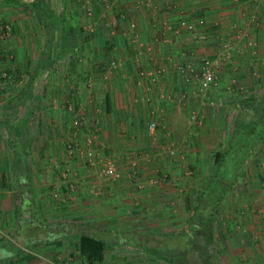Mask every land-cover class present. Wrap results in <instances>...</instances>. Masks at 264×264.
Returning a JSON list of instances; mask_svg holds the SVG:
<instances>
[{"label":"crops","instance_id":"crops-1","mask_svg":"<svg viewBox=\"0 0 264 264\" xmlns=\"http://www.w3.org/2000/svg\"><path fill=\"white\" fill-rule=\"evenodd\" d=\"M34 1L0 0L1 20L10 23V32L31 29L22 22L32 17ZM85 1L68 18L77 21L82 13V20L89 18L93 26L90 33L73 31L84 56L76 62L77 73L90 71L92 79L79 76L65 85L64 93H40L33 124L26 109L35 104L38 90L31 97L27 92L11 98L13 92L6 91L10 82H0V264H88L79 250L81 235L105 243L102 260L93 264H143L125 256V246L144 248L158 258L190 223L194 207L189 204L197 199L199 183L220 150L209 129L199 127L208 126L218 110L215 118L220 121L213 131L220 135V126L237 109L236 93L226 89L233 81L236 88L251 85L248 76L257 57L248 47L252 40L259 42L264 22L258 26L240 20L236 13L242 8L235 0H87L92 14L85 11ZM64 2L73 8V0ZM55 11L48 13L49 22L62 18ZM235 26L242 29L236 32ZM223 39L238 44L229 48L234 50L229 60L221 57ZM205 56L216 60V81L204 93L198 89V65ZM34 79L14 81V86L21 92L23 83L33 84ZM11 99L16 102L12 107ZM28 114L27 134V125L13 121ZM150 123L155 125L149 128ZM67 144L77 148L76 155L66 156ZM86 147L113 157L122 178L113 181L89 167L78 153ZM19 151L20 156L21 151L28 153L25 162L16 156ZM257 159L264 160V152ZM164 172L167 180L160 182ZM50 190L60 194L58 209L48 207ZM253 196L264 199V189ZM200 204L203 208L206 203ZM249 216L238 219V241L225 239L231 250L227 253H236L239 264H264V213ZM185 237L192 241L188 233ZM145 264L155 263L149 259Z\"/></svg>","mask_w":264,"mask_h":264},{"label":"rangeland","instance_id":"rangeland-1","mask_svg":"<svg viewBox=\"0 0 264 264\" xmlns=\"http://www.w3.org/2000/svg\"><path fill=\"white\" fill-rule=\"evenodd\" d=\"M1 1L3 2L5 1L6 3H8L11 0H1ZM43 1L41 2L39 0L40 4L37 5L32 10V14H33L32 17H26L24 18V22H22V26L23 27H25L24 25H26L27 27L30 26L31 27L30 30L24 29V31H21V33L18 31L15 33L10 32L9 35L0 37V82L3 81L10 82L9 89H6V91L8 90L13 92V93L9 92V94H11L10 95L11 98H15L16 95L20 93V91H18L19 87L17 85H16L17 87L14 86L15 82H20V81L25 82L30 77L35 78L34 80L36 82L35 83L33 82L34 85L29 84L27 88H25V86L26 84H28V82L25 84L23 83L22 88H25V91L22 92V97L25 96L27 92H28V97L33 96L32 90L36 88L38 90L39 96L37 97L34 107L35 109L39 107V110L41 108L39 103L41 102L40 99L42 98L40 96V93H46L49 90L52 91L53 89H54V93H56L58 90L64 93L66 92L65 85L68 86L69 82L70 83L74 82L79 76L80 79L83 80H88L90 78L92 79V73H90V71L83 72L80 74L77 73L78 66L76 62L78 60L83 62L84 56L79 55L80 46L78 45V42L80 39L78 37H75L74 32L75 34L82 32L90 33L92 31L91 27L93 28V26L90 25L91 21H89V18H87L88 21L85 20V22L82 20V16H83L82 13L79 15V19L77 21L74 19V21L72 22L70 21L71 18H68V16L71 15L70 13L78 14L80 12L79 10L80 0H73V5H72L73 8L68 6L69 9L66 8L67 4L64 2V0H48V1L43 0ZM86 1L83 2V7H85L86 4L87 5L90 4L89 1L87 2ZM235 1L238 2V5L240 6V8H242L239 10L235 9L238 10L236 13L237 17L240 16L243 18L240 20H242L243 22L251 21V25L253 24V22H257L254 25H258V26L262 22H264V0H235ZM45 2L47 4H45ZM211 2H216V0H212ZM51 9H54L61 14L62 16L61 19L65 26L63 29L54 28L53 31H50L51 26L49 23L48 13L50 12ZM27 10L29 11L28 8ZM85 11L90 14H92L93 12V10L90 9V7L89 8L85 7ZM2 12H4V10ZM232 13H234L235 16V11H233ZM36 14L38 16H36ZM241 14H248V15L243 16ZM87 16H89V14H87ZM1 19L2 17L0 16V26L4 25L5 23L10 25L9 22L3 21L4 19L3 20ZM263 26L260 27V29L262 30L261 31L262 35L261 38L258 39L259 42L256 41L254 42V40H252L251 41L252 45L248 47L251 56L255 51L257 57V61L253 63L251 62L252 63L251 65L253 67H252V71L250 70L249 72L250 74L248 76L251 85L239 84L238 88H236L237 86H234L236 81H233L231 83L232 87L226 89L229 92L236 93L235 95L236 100L245 98L250 94H255L257 96L256 99L253 101V103L250 104L249 107L247 108L245 107V108L247 112L256 113V114L261 112L262 106L264 105V34H263L264 27ZM129 28L132 30L134 27H132V24H130ZM233 29L234 31L238 32L242 28L239 26H235L233 27ZM220 44H221L220 50L222 51L221 57L224 58V60L228 59L230 57V52L232 53L234 51V50L231 51L232 49L229 48L232 47L237 48L238 45L235 44V41H233L232 39L231 40L223 39L221 40ZM253 46H255L256 48L254 49ZM86 57L88 59L89 58L92 59V55L90 56L86 55ZM206 59L211 60L212 62L211 68H213V63L215 65L216 62L215 58H211L209 56L203 57L200 61V64L198 65V72H199L198 74L200 77L202 72L200 70V67L203 65V62ZM33 64H36L38 66L39 68L38 71L41 69L44 72L40 73L39 71L38 73V71H33V73H31L28 68ZM62 67H64V69H61ZM213 72L215 73V69L213 70ZM47 79H50V81H48V85L46 84ZM57 81L60 82L58 83ZM215 81H216V77H215ZM49 84H53L54 88L49 86ZM1 89L2 88H0V90ZM198 89H199V85H198ZM207 90H202V91L199 90V91L205 93ZM9 94L6 93L5 94L6 97H8ZM66 104L68 105V102H66ZM210 105L214 106L216 104L213 103ZM219 106L221 107L220 104ZM39 110H35V113L38 112ZM234 111L235 112L231 114L230 118L227 119L225 124H222L220 126V131H221L220 135L217 134L216 136V134H214L213 131V129L216 127V125H218V122L220 121L219 118H215L217 117V114L219 112L218 110H214V113L212 114L213 120L209 121L208 126L199 127V128L206 127L209 129L208 132L209 134L212 135L211 138H215V142L216 144L218 143L220 150L226 146L228 138H230L231 136L232 123L234 118L238 114L237 112L238 109ZM226 113H228V111H226ZM35 120H37V118L35 119L34 116L32 124L34 123ZM197 122H199V120H197ZM90 150L91 148L86 147L83 148L81 151H78V153H80L81 156L85 159L89 167L95 168L96 170H98V174H100L103 177H107L102 175L101 167H103V165L106 162H110L114 166L113 168L116 172V174H114V176H111L110 179L116 181L122 178L123 174L120 173L119 168L115 163V160L107 152L94 150L93 152L97 153V154L95 153L96 157L95 160H93L96 161V164L95 165L90 164L89 161L90 156L88 155V151ZM263 152H264V144L260 145L257 148L256 152H254V154H252L249 157V159L245 162V164L243 165L244 167L241 170V174L237 178V185H234L231 191H228L225 194L222 203L216 209H214L211 225L209 223V218H210L209 213H211L212 210H209L207 206L203 208L200 207L198 209L199 211L195 210L194 208L192 210L190 209L192 212L191 214H189V217H191L190 223L187 225L186 229L179 231V233L176 234V237L174 238L175 242L173 243V245L169 247H165L164 251H160V255L158 256V258L149 256L147 253H144L145 251L144 248H140L137 246L136 247L125 246L121 248L122 251H125L124 253L126 255L125 254L124 255L130 258L137 259L143 264H145L149 259L153 260L155 264L156 263L157 264H178V263L180 264H239L237 262L238 259L236 253H230V254L227 253V251L230 252L231 250L226 247L225 239L227 238L231 239L233 237V240L238 241L236 236V234H238L237 233L238 227L236 225L239 221L238 220L239 218L243 220L242 218L247 213L250 214L249 216L250 218H252L253 214L260 213V211L264 213V199L260 201H256L255 197L253 196L254 192L257 191L259 192L260 190L264 189V172L263 170H261V168H263L264 166L263 163L264 160L259 161V159H257V157ZM36 153L38 154V151ZM76 153L77 152H75L72 156L76 155ZM65 154L67 157H69L68 152L66 150V146H65ZM191 171H193V169L192 170L187 169V171L185 172H188L189 174L188 176H191V174L192 176H194L195 173ZM213 172H214V164L211 165L209 168H207L208 176L202 178L201 182L199 183L201 187L204 184L203 182H205L210 176V174ZM129 176H132V174H130ZM167 176L168 174L164 172L162 173L161 178H159L158 180L161 179L160 182H164L167 180L166 179ZM139 185L142 187V183H139ZM58 187L59 186H57L56 188ZM48 194L50 200L47 201L50 204L48 207L51 208L52 210L58 209L62 205L56 202L61 200L59 198L60 194L58 193L57 190H50ZM195 199H192L191 201L190 199L187 198L189 202L191 201L189 205L192 204L193 207H195L196 206ZM193 223L198 224L199 227L196 229L192 228ZM233 226L235 227L234 230L232 228ZM186 233H188V235L192 238V241H190L189 239L187 240V238L185 237ZM208 233L211 235L210 239ZM178 239H180L181 241H178V243L176 244V240ZM178 256L179 257L181 256L183 258L186 257L187 261L185 259L180 261L178 259ZM126 264L128 263L126 262ZM135 264H139V263H135ZM246 264H253V263L246 262Z\"/></svg>","mask_w":264,"mask_h":264},{"label":"trees","instance_id":"trees-1","mask_svg":"<svg viewBox=\"0 0 264 264\" xmlns=\"http://www.w3.org/2000/svg\"><path fill=\"white\" fill-rule=\"evenodd\" d=\"M33 4V7H35L39 5L40 2L39 0H35ZM53 13L54 16H60L58 11ZM49 23L51 26V31H53L54 28L63 29L65 27L61 17H57L55 20H53V22ZM38 69L39 68L35 67L34 71H38ZM39 71L40 73L44 72L41 69ZM27 87L28 84H26L25 88ZM25 88L21 89V94L25 91ZM256 97L257 96L255 94H250L245 98L235 100L238 114L232 123L231 136L228 138L226 146L214 153V172L210 174L208 179L204 182L202 189L198 193L196 199L197 204L194 209L198 210L201 205L200 203H206L205 206H207L209 210H212V212L209 213L210 225L212 223L214 209H216L222 203L225 194L228 191H231L234 185H237V178L241 174V170L244 167L243 165L249 159V157L254 154V152H256L257 148L264 144V105L262 106L261 112L257 114L247 112L246 110V108L249 107L251 103H253ZM13 103L16 102H14L12 99L9 100L8 106L12 107V105H14ZM26 110H28L29 113L32 112V117H34L36 115L35 110H39V107L35 109L34 105H32L31 109L28 107ZM29 115L30 114L20 117L17 121L13 122L19 127H26L27 121L30 119ZM29 127L30 126L28 125L26 127L27 131L25 133L27 134L30 133V131H28ZM24 142L25 143L23 144L24 146L22 149H24L25 145L27 144V141ZM68 145L69 144L66 146L68 147ZM71 145L74 147L73 144ZM67 147L66 150H68ZM21 153V156H23L21 160L25 162L28 153H24L22 151ZM16 156H20V151L19 153L17 152ZM190 220L191 217L189 218V221ZM208 236L210 239L211 235L209 233ZM104 249L105 243L103 240L90 235L80 236L79 250L80 253L86 258L88 264L101 261L103 258Z\"/></svg>","mask_w":264,"mask_h":264},{"label":"built area","instance_id":"built-area-1","mask_svg":"<svg viewBox=\"0 0 264 264\" xmlns=\"http://www.w3.org/2000/svg\"><path fill=\"white\" fill-rule=\"evenodd\" d=\"M180 24L183 25V24H185V22L181 21ZM189 26H191V25H189ZM10 31H11V27L9 24L5 23L4 25H1L0 26V37H4V36L9 35ZM211 67H212V62H211V60H208V59H206L203 62V65L200 67V70L202 71L201 77L199 79V90L200 91L209 89L215 83V74H214ZM154 125H155V123H150L149 128H152ZM89 141H90V139H89ZM67 148H68L67 152H68L69 156H72L75 153V151L77 150V148L73 147L71 144H69ZM94 150H96V149L91 148V150L88 151V155L90 156L89 161H90V164H92V165L96 164V161H93V160H95V157L97 154L96 152H95L96 154L93 152ZM169 151L171 154L173 153L172 148L169 149ZM113 167L114 166L110 162H106L103 165V167H101L102 175L107 176L109 178L111 176H114V174H116V172H115ZM71 187H72V185L70 186V188Z\"/></svg>","mask_w":264,"mask_h":264},{"label":"water","instance_id":"water-1","mask_svg":"<svg viewBox=\"0 0 264 264\" xmlns=\"http://www.w3.org/2000/svg\"><path fill=\"white\" fill-rule=\"evenodd\" d=\"M0 256H1V250H0Z\"/></svg>","mask_w":264,"mask_h":264}]
</instances>
